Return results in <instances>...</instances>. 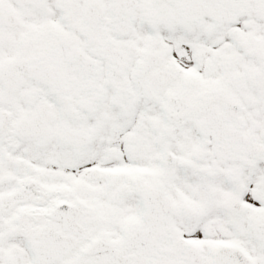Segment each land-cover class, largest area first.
Listing matches in <instances>:
<instances>
[{
    "label": "snow or ice",
    "instance_id": "snow-or-ice-1",
    "mask_svg": "<svg viewBox=\"0 0 264 264\" xmlns=\"http://www.w3.org/2000/svg\"><path fill=\"white\" fill-rule=\"evenodd\" d=\"M0 264H264V0H0Z\"/></svg>",
    "mask_w": 264,
    "mask_h": 264
}]
</instances>
